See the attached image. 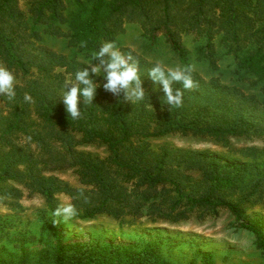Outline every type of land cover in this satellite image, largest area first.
Wrapping results in <instances>:
<instances>
[{
    "label": "trees",
    "instance_id": "1",
    "mask_svg": "<svg viewBox=\"0 0 264 264\" xmlns=\"http://www.w3.org/2000/svg\"><path fill=\"white\" fill-rule=\"evenodd\" d=\"M131 24L151 46L164 39L185 66L183 40L194 38L200 42L197 60L208 62L212 73L220 70L219 44L233 61L234 85L193 71L195 87L174 84L183 92V104L169 109L162 86L147 77L155 64L123 48L139 63L145 100L133 105L123 94L106 92L103 78L93 76L101 85L94 105L81 100V117L69 119L60 99L65 80L86 65L51 50L45 37L65 38L69 48L92 57L105 42L117 45ZM0 62L21 81L14 100L0 96V203L17 211L25 192L44 197L52 216L54 264H172L155 246L133 253L77 245L68 254L66 223L59 225L53 215L60 196L71 200L75 218L109 217L121 226L144 219L203 223L227 212L264 254L259 225L242 220L248 211L264 210V149L244 150L249 161L236 165L219 156L151 145L172 135L223 147L239 138L264 141V0H0ZM25 93L33 103L24 102ZM88 146L105 147L107 156L81 151ZM66 171L78 178L79 188L53 176Z\"/></svg>",
    "mask_w": 264,
    "mask_h": 264
},
{
    "label": "rangeland",
    "instance_id": "2",
    "mask_svg": "<svg viewBox=\"0 0 264 264\" xmlns=\"http://www.w3.org/2000/svg\"><path fill=\"white\" fill-rule=\"evenodd\" d=\"M21 5L27 11V3L22 2ZM44 43L54 52L75 58L85 65L92 58L77 49L69 48L65 38L47 36ZM199 44L192 37L184 38L183 45L188 52L187 64L194 66V71L206 80L220 78L223 85L233 86V61L224 56L222 47L219 44L216 46L221 57L220 70L212 73L208 62L197 60L195 48ZM116 46L120 50L131 49L152 64L159 61L165 67L173 68L186 65L177 61L164 39H160L158 45L151 46L142 29L135 24L125 27ZM94 63L98 64L99 61ZM0 66L4 65L0 62ZM17 80L19 85L21 81ZM250 93L255 94V91ZM151 145L154 149L167 146L176 150L219 156L236 165L249 161L243 157L244 150L264 149V141L261 139H233L229 147H223L210 139L181 135L153 139ZM81 151L101 158L107 156V150L102 146L83 147ZM53 176L72 187H80L78 178L72 172H57ZM58 202L60 205L71 203V200L67 196H60ZM20 204L22 208L14 211L0 203V264H54L55 241L50 230L52 216L47 211L44 197L29 196L25 192ZM242 220L244 223L259 225L264 233L263 209L248 211ZM57 221L59 225L66 223L63 231L68 254L77 245H86L99 252L104 248H117L133 253H142L155 246L158 247L161 258L172 264H264V254L258 240L237 224L227 212L203 223L193 218L179 225L152 223L144 219L132 226H121L109 217L82 220L74 216L68 221L57 217Z\"/></svg>",
    "mask_w": 264,
    "mask_h": 264
},
{
    "label": "clouds",
    "instance_id": "3",
    "mask_svg": "<svg viewBox=\"0 0 264 264\" xmlns=\"http://www.w3.org/2000/svg\"><path fill=\"white\" fill-rule=\"evenodd\" d=\"M82 47L86 46L82 43ZM99 61V63H94ZM194 66L165 67L161 62H156L148 70L147 77L156 86H162L165 106L179 108L183 104V92L181 89H174L173 85L180 83L184 90H191L195 87L191 73ZM96 78H103L105 81L103 89L116 97L123 94V98L131 104H138L145 100L146 91L140 77V67L131 55H125L114 42L103 43L99 50L92 54L91 60L86 66L75 71L65 80L64 91L60 97L65 107L66 114L71 120H78L82 115L81 100L83 104L94 105L97 90L101 87ZM18 80L14 72L4 66H0V96H6L9 100L16 97V86ZM24 102L33 103L30 94L25 93ZM55 217L64 221L72 219L76 215V208L71 203H61L53 212Z\"/></svg>",
    "mask_w": 264,
    "mask_h": 264
}]
</instances>
